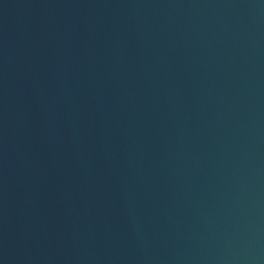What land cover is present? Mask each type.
Returning a JSON list of instances; mask_svg holds the SVG:
<instances>
[{"label": "water", "instance_id": "water-1", "mask_svg": "<svg viewBox=\"0 0 264 264\" xmlns=\"http://www.w3.org/2000/svg\"><path fill=\"white\" fill-rule=\"evenodd\" d=\"M0 264H264V0H0Z\"/></svg>", "mask_w": 264, "mask_h": 264}]
</instances>
